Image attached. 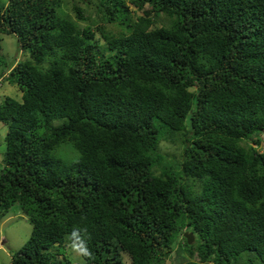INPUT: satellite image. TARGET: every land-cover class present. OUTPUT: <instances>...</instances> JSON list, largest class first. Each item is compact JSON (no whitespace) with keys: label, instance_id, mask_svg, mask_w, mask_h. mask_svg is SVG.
<instances>
[{"label":"trees","instance_id":"obj_1","mask_svg":"<svg viewBox=\"0 0 264 264\" xmlns=\"http://www.w3.org/2000/svg\"><path fill=\"white\" fill-rule=\"evenodd\" d=\"M61 1L0 6L30 59L0 102V220L17 205L31 226L10 264H69L77 228L84 264H264V0H98L121 27L95 26L103 45ZM176 136L180 161L157 155Z\"/></svg>","mask_w":264,"mask_h":264},{"label":"rangeland","instance_id":"obj_2","mask_svg":"<svg viewBox=\"0 0 264 264\" xmlns=\"http://www.w3.org/2000/svg\"><path fill=\"white\" fill-rule=\"evenodd\" d=\"M98 0H62L60 10L68 15L72 20H75V13L72 11V7L75 5L81 11V17L83 20H77V25L79 28L90 27L93 30L94 40H98L100 45H103V39L101 37L100 31H96L95 26L101 28L104 33H109L116 35L121 32V27L117 23H107L104 18L101 19V13L96 11ZM7 0H0V6L4 7ZM148 7L143 8H133L128 7L129 15L132 20L136 17L149 16V18L154 19L156 27L162 26L166 23V17L162 14L153 17L151 13L148 12ZM0 52L4 57L5 66H0V102L5 98H12L19 101L20 92L13 85L4 83V77L6 74V68L12 62H26L30 59L25 52L20 51L17 48L16 39L11 35L0 34ZM6 133V126L0 123V169L3 167L2 158L4 154V136ZM254 140H258L259 147L258 150H264V135L257 134L252 137ZM181 140L178 136L173 138H167L162 140L158 144L157 155L167 156L176 161H180V152L182 150ZM60 151L56 152L59 156ZM62 156V155H61ZM73 157V155H72ZM168 163H163V165H157L154 167V172L159 173L161 167H168ZM176 171V170H174ZM31 231V226L27 222L24 215H22L17 205H13L6 215L0 220V264H10V258L13 252L17 251L28 239ZM72 242L66 241L64 243V255L70 261L69 264H84L81 256L77 255L71 248ZM178 258L175 260H169L166 264H183L186 261V256L183 254L179 248ZM125 256V255H124ZM57 259H60L58 257ZM196 261V259H193ZM126 261V259H125Z\"/></svg>","mask_w":264,"mask_h":264},{"label":"clouds","instance_id":"obj_3","mask_svg":"<svg viewBox=\"0 0 264 264\" xmlns=\"http://www.w3.org/2000/svg\"><path fill=\"white\" fill-rule=\"evenodd\" d=\"M82 232L86 233V230L78 228L73 230L70 236V239L72 240L71 248L77 255L91 258L92 253L87 246V240L81 234Z\"/></svg>","mask_w":264,"mask_h":264},{"label":"water","instance_id":"obj_4","mask_svg":"<svg viewBox=\"0 0 264 264\" xmlns=\"http://www.w3.org/2000/svg\"><path fill=\"white\" fill-rule=\"evenodd\" d=\"M182 236L185 238L188 245L193 241V236L191 233L185 232L182 234Z\"/></svg>","mask_w":264,"mask_h":264}]
</instances>
